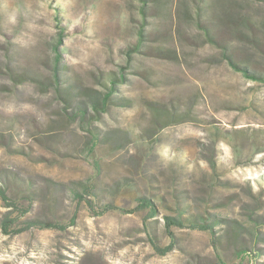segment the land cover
<instances>
[{
  "label": "rangeland",
  "instance_id": "374dc122",
  "mask_svg": "<svg viewBox=\"0 0 264 264\" xmlns=\"http://www.w3.org/2000/svg\"><path fill=\"white\" fill-rule=\"evenodd\" d=\"M0 187V264H264V0H0Z\"/></svg>",
  "mask_w": 264,
  "mask_h": 264
},
{
  "label": "trees",
  "instance_id": "16d2710c",
  "mask_svg": "<svg viewBox=\"0 0 264 264\" xmlns=\"http://www.w3.org/2000/svg\"><path fill=\"white\" fill-rule=\"evenodd\" d=\"M143 12H145V8H143ZM60 41V40H59ZM56 61H59V55H56ZM55 72H54V77L55 79L58 80L59 82V74H58V67L55 66ZM244 70L246 71V73H248L249 75L256 77V72L255 70H253L252 72H250L247 68H244ZM110 80L112 81V86L110 87V89L108 91H99L93 88L87 89V94L89 96V101H90V108L95 112V119H98L99 115L101 114V112H106L109 110L110 104L112 103L113 100V92L115 89V81L114 78H110ZM60 87H62L63 85H60ZM79 109L81 111H83V113L87 112V107L80 105ZM0 193L5 195V190L3 188L0 187Z\"/></svg>",
  "mask_w": 264,
  "mask_h": 264
}]
</instances>
